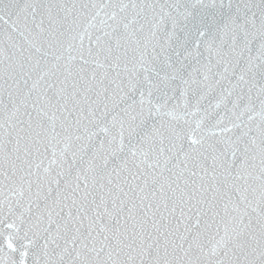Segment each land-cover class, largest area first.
Returning <instances> with one entry per match:
<instances>
[{"label":"snow or ice","instance_id":"1","mask_svg":"<svg viewBox=\"0 0 264 264\" xmlns=\"http://www.w3.org/2000/svg\"><path fill=\"white\" fill-rule=\"evenodd\" d=\"M0 264H264V0H0Z\"/></svg>","mask_w":264,"mask_h":264}]
</instances>
